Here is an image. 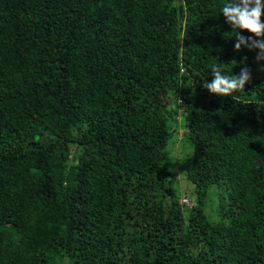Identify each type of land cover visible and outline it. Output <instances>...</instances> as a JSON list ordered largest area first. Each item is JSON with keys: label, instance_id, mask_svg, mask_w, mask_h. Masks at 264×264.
I'll list each match as a JSON object with an SVG mask.
<instances>
[{"label": "trees", "instance_id": "16d2710c", "mask_svg": "<svg viewBox=\"0 0 264 264\" xmlns=\"http://www.w3.org/2000/svg\"><path fill=\"white\" fill-rule=\"evenodd\" d=\"M229 2L0 0V264H264V60ZM213 65L251 80L217 97Z\"/></svg>", "mask_w": 264, "mask_h": 264}, {"label": "clouds", "instance_id": "9594fccd", "mask_svg": "<svg viewBox=\"0 0 264 264\" xmlns=\"http://www.w3.org/2000/svg\"><path fill=\"white\" fill-rule=\"evenodd\" d=\"M221 12L233 30H238L235 35V50L239 51L242 46L258 50L257 61L264 60V0H231L222 7ZM241 30L252 35H240ZM222 69V65H213L211 71L214 79L203 84V88L217 97H229L234 92H242L245 84L251 80V72L246 67L238 76L225 75Z\"/></svg>", "mask_w": 264, "mask_h": 264}, {"label": "rangeland", "instance_id": "374dc122", "mask_svg": "<svg viewBox=\"0 0 264 264\" xmlns=\"http://www.w3.org/2000/svg\"><path fill=\"white\" fill-rule=\"evenodd\" d=\"M177 142V137L176 134H173L171 140L169 141L168 145H167V151L171 150L172 145ZM180 145L175 144L173 147V151H172V157L173 158H177L181 155V157L185 156V154L187 152H190L191 149L189 146H187V143L184 140H180L178 141ZM188 150H187V148ZM182 157V159H183ZM181 158L179 159H168V166H169V170L172 172V170H176V164L180 165ZM179 184L176 185L179 194H180V199H179V203L183 204L185 206V208H191L192 206H194L196 204V197L194 196L193 193H191L192 190V185L187 182L186 179H182L179 181H177ZM217 194L218 191L216 190V188L212 187L209 191V199L207 200V204H206V213L208 215V218L211 220H215L216 219V214H217V208L215 207V201L217 198ZM183 199H188V202H184Z\"/></svg>", "mask_w": 264, "mask_h": 264}, {"label": "built area", "instance_id": "2783aa9c", "mask_svg": "<svg viewBox=\"0 0 264 264\" xmlns=\"http://www.w3.org/2000/svg\"><path fill=\"white\" fill-rule=\"evenodd\" d=\"M184 202H188L186 199H183Z\"/></svg>", "mask_w": 264, "mask_h": 264}]
</instances>
